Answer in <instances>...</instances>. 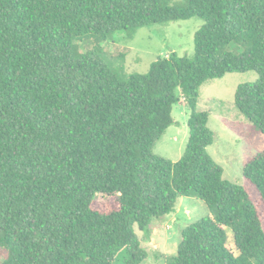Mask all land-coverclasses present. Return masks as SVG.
Returning a JSON list of instances; mask_svg holds the SVG:
<instances>
[{
    "label": "trees",
    "instance_id": "1",
    "mask_svg": "<svg viewBox=\"0 0 264 264\" xmlns=\"http://www.w3.org/2000/svg\"><path fill=\"white\" fill-rule=\"evenodd\" d=\"M192 17L194 57L128 76L102 57L118 31ZM247 71L259 79L235 103L264 134V0H0V264H142L138 230L149 238L186 196L209 213L165 264H264V150L242 184L225 179L199 106L208 80ZM181 95L190 135L173 161L154 147Z\"/></svg>",
    "mask_w": 264,
    "mask_h": 264
},
{
    "label": "rangeland",
    "instance_id": "2",
    "mask_svg": "<svg viewBox=\"0 0 264 264\" xmlns=\"http://www.w3.org/2000/svg\"><path fill=\"white\" fill-rule=\"evenodd\" d=\"M203 24L202 18L192 17L145 26L133 36L118 31L101 42L102 57L121 76L146 73L159 56L176 52L180 56L194 57L195 34ZM85 44L83 51L95 46L93 41ZM258 79L255 71L231 72L208 80L200 87L199 106L210 112L209 125L218 133V139L208 147V152L223 167L224 178L237 184L243 183L245 162L264 150V134L253 126L235 103L238 86ZM172 115L174 123L157 141L154 153L177 161L184 154L190 135V110L182 95ZM208 213L207 205L200 198H179L170 216L153 222L149 238L138 230L142 245L148 251V258L142 264H165L166 255L177 251L181 230ZM228 244L233 248L232 236Z\"/></svg>",
    "mask_w": 264,
    "mask_h": 264
},
{
    "label": "crops",
    "instance_id": "3",
    "mask_svg": "<svg viewBox=\"0 0 264 264\" xmlns=\"http://www.w3.org/2000/svg\"><path fill=\"white\" fill-rule=\"evenodd\" d=\"M168 216H170V215H168ZM178 247V246H177Z\"/></svg>",
    "mask_w": 264,
    "mask_h": 264
}]
</instances>
